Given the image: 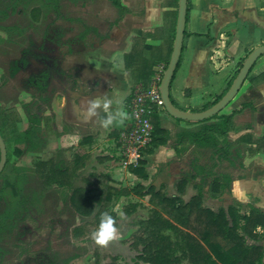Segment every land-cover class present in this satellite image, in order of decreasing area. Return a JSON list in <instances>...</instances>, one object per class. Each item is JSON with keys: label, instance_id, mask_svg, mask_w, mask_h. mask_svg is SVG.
Returning <instances> with one entry per match:
<instances>
[{"label": "crops", "instance_id": "1", "mask_svg": "<svg viewBox=\"0 0 264 264\" xmlns=\"http://www.w3.org/2000/svg\"><path fill=\"white\" fill-rule=\"evenodd\" d=\"M121 4L128 7L129 12L113 26L104 30L87 28L81 33L85 46L79 53L67 54L57 44H50L54 57L51 62L46 60L47 66L43 64L49 79L43 91V110L38 112L43 134L40 139L45 146L43 156H53L57 166H69L80 188L91 193L111 189L117 196L120 191H126L122 189V184L125 187L128 184L124 178L144 179L130 171V167H138L139 163L128 162L122 154L120 136L128 125L131 98L139 89L149 88L159 70H165L170 61L176 11L175 7H164V0H144L143 4L140 0H123ZM137 4L144 6L143 12L132 11L131 6ZM163 12L169 15L168 27L160 35L158 31L164 28ZM141 35L146 36L142 45L139 43ZM262 44L264 0H189L183 49L171 84V98L177 107L199 112L211 99L213 91L224 90V87L219 95L226 91L240 63ZM48 47L41 50L43 57L51 55ZM262 73L264 55L256 62L250 76L256 78ZM105 95L118 101L113 107L127 114L123 125L110 130L100 124L105 115L102 110H98L95 117L84 119L81 116L88 100ZM243 105L247 107L235 118L228 134V147L219 144L214 148L216 169H219L214 177L231 176V189L225 194L264 211V81L246 80L221 114L229 115ZM160 115L162 127L170 135L177 132L178 139L181 133L199 131L205 125L179 121L164 111ZM245 134L250 135V143L237 144L239 137ZM260 138L261 143H257ZM170 141L151 155L143 154L141 159L147 161L146 167L159 162L163 153L167 162H179V157L168 149ZM178 143L176 148L181 150L193 141L180 139ZM219 147H223V152H217ZM239 147L245 150L241 156L244 168L237 160ZM147 174L149 176L148 171ZM176 177L180 178L178 182L184 176L177 174ZM198 180L196 177V182Z\"/></svg>", "mask_w": 264, "mask_h": 264}, {"label": "rangeland", "instance_id": "2", "mask_svg": "<svg viewBox=\"0 0 264 264\" xmlns=\"http://www.w3.org/2000/svg\"><path fill=\"white\" fill-rule=\"evenodd\" d=\"M114 1L0 0V107L20 116L16 136H23L30 126V118L43 110V90L34 85V77L44 72L43 64L47 66L46 60L51 62L52 58L43 57L41 50L53 43L64 53H79L85 46L81 37L85 29L104 30L129 12L126 6L122 12ZM140 2L143 4L144 0ZM142 4L131 6L132 11L143 12ZM168 16L167 12L161 14L164 28L158 31L160 35H163V29L166 30ZM145 40L146 36L141 35L139 43L142 45ZM221 91H213L209 96L211 99L199 109L213 103ZM40 126L39 123L38 138L30 145L21 144L25 154L20 158L15 156L0 176V264H138L137 252L131 244L146 236L142 222H146L155 210L161 211V207L157 200L150 201V195H139L134 189L138 184L145 189L153 186L167 196H173L178 193L175 182L180 178L176 177L177 174L191 178L185 186L186 201L203 190L207 195L205 205L213 210L228 208L232 204H239L242 213L251 209L250 203L233 199L229 194L210 195L212 178L219 172L215 147L192 140L191 145L178 150L179 139L175 132L170 135L171 147L169 145L168 149L173 156L179 157V162H167L163 153L159 162L145 167L148 179L131 181L124 178L128 183L126 187L122 184L125 192L120 191L117 196L111 190L114 196L108 211L116 215L119 235L107 246L98 245L92 233L99 224L93 216L80 215L71 204V194L80 188L75 178L71 179L69 186H62L48 184L39 176L36 163L52 161L54 164L53 156H43L45 146L40 139L43 135ZM237 151L238 163L244 168L241 156L245 150L239 147ZM186 169L188 171L182 173ZM196 177L200 179L197 182ZM131 205L135 207L128 212Z\"/></svg>", "mask_w": 264, "mask_h": 264}, {"label": "trees", "instance_id": "3", "mask_svg": "<svg viewBox=\"0 0 264 264\" xmlns=\"http://www.w3.org/2000/svg\"><path fill=\"white\" fill-rule=\"evenodd\" d=\"M114 3L123 12L125 7L120 0H115ZM178 6L179 0H164V7L176 8L172 24V46L176 34ZM122 17L123 15H121ZM166 26L168 27V23ZM243 62L244 60L240 63V67ZM168 63L169 61L166 63L165 70ZM239 70L238 68L226 91L213 103L205 105L199 111L212 107L222 99ZM34 79V85L44 91L49 73L43 72ZM247 81L252 83L264 81V73L256 78L249 76ZM173 103L175 104L174 101ZM246 107L243 105L229 115L219 113L200 122L185 121L196 124L204 123L205 125L199 131L181 133L179 140L190 139L200 143L207 142L214 147L219 144L227 146L228 134L234 127L235 118L242 114ZM164 112H166L165 109ZM160 116V113H155L152 118L153 142L145 150L149 155L153 154L158 147L166 145L170 140V132L162 127ZM20 119V116L14 111L0 107V133L7 147V164L0 176L7 170L15 156L20 158L25 154L20 145L23 143L30 145L38 138L37 130L40 123L38 114L30 118V126L24 135L16 136L17 124ZM261 139H257L256 142L261 143ZM250 141V135L245 134L239 137L237 143H250ZM222 148L219 147L217 152H223ZM146 165L147 161L141 159L138 167L129 169L132 173L148 179ZM36 168L39 171V176L43 177L48 184L56 183L66 186L71 184V179L74 177V171H71L70 168L57 166L52 161H40L36 163ZM188 182L189 179L185 177L176 183L178 194L175 196H167L153 186H149L146 190L140 185L135 187L134 190L138 194L150 195V201L157 200L161 207V211L155 210L146 222H142L145 225L146 236L139 237L131 244L132 249L137 252L138 264H264V232L262 233L264 231V211L252 205L250 211L242 213L240 211L242 207L239 204L213 210L205 205L207 195L203 190L186 201L184 200V191ZM232 182L233 178L227 174L213 176L209 189L210 195L222 196L227 189H231ZM113 196L111 189L90 193L78 188L71 194L70 201L80 215L93 216L99 224L101 214L109 212L108 208ZM132 207L134 208L135 205L129 206L127 211L130 212ZM110 214L116 218L115 214ZM164 214L167 216L165 217Z\"/></svg>", "mask_w": 264, "mask_h": 264}, {"label": "water", "instance_id": "4", "mask_svg": "<svg viewBox=\"0 0 264 264\" xmlns=\"http://www.w3.org/2000/svg\"><path fill=\"white\" fill-rule=\"evenodd\" d=\"M188 2L189 0H179L178 19L173 52L160 83V92L164 103V109L170 116L183 121L200 122L210 119L221 113L236 98L244 83L250 76V73L256 62L264 55V44L257 46L248 53L229 90L222 97V99L212 107L199 112L186 111L177 107L171 99L170 89L182 54L187 24ZM6 164L7 147L0 133V174L4 171Z\"/></svg>", "mask_w": 264, "mask_h": 264}, {"label": "built area", "instance_id": "5", "mask_svg": "<svg viewBox=\"0 0 264 264\" xmlns=\"http://www.w3.org/2000/svg\"><path fill=\"white\" fill-rule=\"evenodd\" d=\"M165 70L153 80L149 88L139 89L128 103L129 121L120 136V148L128 162L138 164L145 150L153 142L155 113L164 111L160 83Z\"/></svg>", "mask_w": 264, "mask_h": 264}, {"label": "clouds", "instance_id": "6", "mask_svg": "<svg viewBox=\"0 0 264 264\" xmlns=\"http://www.w3.org/2000/svg\"><path fill=\"white\" fill-rule=\"evenodd\" d=\"M116 103H118V101L106 95L103 97H93L88 100L86 106L82 108L81 116L84 119H88L97 116L98 110H102L105 115L100 119V124L104 129L110 130L114 126L123 125L127 118L125 112L113 107ZM118 235L119 227L115 218L109 212L102 213L99 225L92 233L95 243L101 246H107L110 241L118 238Z\"/></svg>", "mask_w": 264, "mask_h": 264}, {"label": "flooded vegetation", "instance_id": "7", "mask_svg": "<svg viewBox=\"0 0 264 264\" xmlns=\"http://www.w3.org/2000/svg\"><path fill=\"white\" fill-rule=\"evenodd\" d=\"M46 46H47V45H46ZM48 48L50 49V54H51V55H49V57L53 58V57H54L53 54H52V53H53V52H52L53 49H51L50 46H49Z\"/></svg>", "mask_w": 264, "mask_h": 264}]
</instances>
